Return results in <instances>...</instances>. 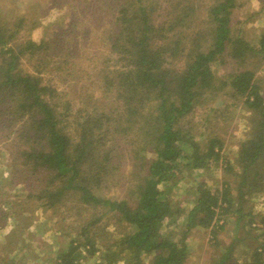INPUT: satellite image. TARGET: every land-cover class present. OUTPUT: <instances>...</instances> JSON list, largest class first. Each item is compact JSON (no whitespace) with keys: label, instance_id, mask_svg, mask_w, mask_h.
I'll use <instances>...</instances> for the list:
<instances>
[{"label":"trees","instance_id":"1","mask_svg":"<svg viewBox=\"0 0 264 264\" xmlns=\"http://www.w3.org/2000/svg\"><path fill=\"white\" fill-rule=\"evenodd\" d=\"M133 6L139 11L120 7L117 25L107 37L112 54L108 58L120 65L100 75L103 99L116 104L92 110L76 107L56 81L42 76L48 68L63 71L58 75L63 83L74 76L62 37L39 42L19 39L21 29L27 28L22 15L12 27L0 23V125L7 129V142L19 147L15 161L24 160L22 176L37 187L28 197L37 192L35 198L44 209L58 212L78 196L80 209L91 214L57 254L56 264H85L99 251L94 264H143L146 255L152 256L150 264H185L192 228L210 229L211 240L217 241L224 217L234 212L240 218L246 196L264 193V93L254 71L238 69L228 75L226 84L235 97L244 98L252 122L249 138L238 147L237 184L225 181L210 188L198 182L190 208L171 197L173 188L195 170L224 164L222 140L213 137L203 148L186 118L202 93L215 86L213 64L235 60L242 64L252 51L264 60V31L255 44L260 50L234 35L232 0L211 8L209 27H195L188 34L180 27L190 18L191 8L168 24H156L151 20L152 5ZM169 32L182 35L176 45L166 41ZM163 36L166 39L159 44ZM186 45L184 67L174 68L172 63ZM24 56L35 61V74L20 67ZM227 165L229 171L235 170V164L227 161ZM123 183L125 195L108 194ZM248 215L247 225L263 230L255 236L260 242L251 257L241 264H264V216L259 227L256 215ZM103 218L118 234L98 225ZM234 247L226 246L223 259L231 256Z\"/></svg>","mask_w":264,"mask_h":264},{"label":"rangeland","instance_id":"2","mask_svg":"<svg viewBox=\"0 0 264 264\" xmlns=\"http://www.w3.org/2000/svg\"><path fill=\"white\" fill-rule=\"evenodd\" d=\"M222 2L224 0H0V23L12 27L14 20L22 15L27 18V28L31 23L34 28L21 29L17 35L19 39L31 38L39 42L62 37L68 44L69 51L67 55L64 54L72 63L74 76H70L69 82L63 83L62 77L58 76L63 71L57 72L53 68L43 71L42 76L45 80L56 81L64 97L76 107L92 110L95 106L109 107L116 104L109 102L110 99H103L99 83L104 69L120 65L118 61L108 58L112 54L107 37L117 25L116 18L121 14V6L127 5L138 10L133 5H152L151 20L156 24H168L176 16L187 15L191 8L190 18L187 17L180 27L184 34H188L195 27H209L213 19L211 8ZM232 3V33L258 45V34L264 31V0H232ZM174 5L179 7L174 9ZM139 14L141 11L134 15ZM167 35L166 41L172 45H176L177 39L182 37L171 32ZM165 39L164 36L163 39L158 38V43L161 44ZM187 45L182 56L180 54L172 63L174 68L184 67ZM256 45L254 49L260 50ZM62 57L65 58L64 55ZM248 57L250 59L242 64L236 60L228 65L223 61L220 65L213 64L215 86L202 93L195 109L186 118L185 123L193 125L192 133L197 135L203 148L213 137L222 140L224 164L220 161L217 166L195 170L192 176L173 188L171 197L183 204L184 208L194 204L197 198L194 190L198 182H205L213 188L221 187L225 181L235 186L239 180L236 174L238 147L250 136L252 113L243 103L244 98L235 97L233 89L226 83L230 80L229 74L238 69H249L254 71V78L264 93V60L254 51L249 52ZM223 58L227 59L226 55ZM20 67L35 74V61L27 56L22 58ZM6 132L7 129L0 125V264H56L57 254L68 246L72 237H76V229L91 218V214L80 209L82 203L78 196L68 200L58 212L44 209L42 201L35 198L37 192L34 198L28 197V193L35 192L37 187L22 176L24 160L20 157L15 161L19 147L7 142L9 137ZM227 161L235 164V170L226 168ZM125 187L123 183L122 188H115L118 190L113 189L108 194L125 195ZM68 206L72 208L71 211ZM251 212L256 215L255 220L261 227L264 193L246 196L240 218L234 212L224 217V228L217 236L219 244L211 240L210 229L192 228L187 236L190 256L185 264H216L226 246L236 244L239 237L244 239L239 240V245L234 247V254L227 259L222 258L218 264H232L235 259L233 256L236 255L239 259L252 255V249L256 246L253 238L263 229L257 230L247 225L250 219L248 213ZM104 221L106 219L103 218L98 222L102 229L107 226V230L118 234L112 224L105 225ZM183 222L181 217L178 223L182 225ZM100 255L101 251L91 256L85 264H94ZM199 255L201 260L198 259ZM150 259L152 256L146 255L143 264H150ZM116 264L125 263L118 261Z\"/></svg>","mask_w":264,"mask_h":264},{"label":"crops","instance_id":"3","mask_svg":"<svg viewBox=\"0 0 264 264\" xmlns=\"http://www.w3.org/2000/svg\"><path fill=\"white\" fill-rule=\"evenodd\" d=\"M227 233H228V232H227ZM223 237H224V236H223ZM223 237H222V238H223ZM243 239H244V238H242V237H239L238 239H236V241H235L236 244H234L235 247H237V246L239 245V243H240L239 240H243ZM253 240L255 241V245H257V244L260 242V241L256 240L255 237L253 238ZM199 247H202V245H200ZM250 247H251V246H250ZM226 251H227V248H225L224 252H226ZM224 252H222V254L220 255V257H219V259L217 260V263H216V264H218V262L221 261V259L223 258V253H224ZM252 253H253V252H252ZM201 254H203V253H201ZM232 254H234L233 251H232L231 255H232ZM233 257L235 258L234 261H233L234 264H241L242 262L248 261L249 258L251 257V255H250V256L243 257L242 259H239V257H237V255H236V256H233ZM198 259H199V260L202 259V258H201V255L198 256ZM233 263H232V264H233Z\"/></svg>","mask_w":264,"mask_h":264}]
</instances>
